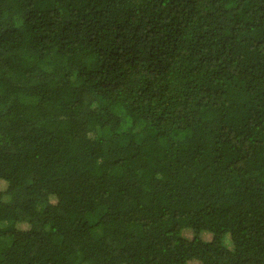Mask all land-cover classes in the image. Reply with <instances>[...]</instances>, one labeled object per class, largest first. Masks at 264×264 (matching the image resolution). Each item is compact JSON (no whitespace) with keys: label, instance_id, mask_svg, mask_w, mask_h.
Here are the masks:
<instances>
[{"label":"trees","instance_id":"trees-1","mask_svg":"<svg viewBox=\"0 0 264 264\" xmlns=\"http://www.w3.org/2000/svg\"><path fill=\"white\" fill-rule=\"evenodd\" d=\"M0 264H264V0H0Z\"/></svg>","mask_w":264,"mask_h":264}]
</instances>
